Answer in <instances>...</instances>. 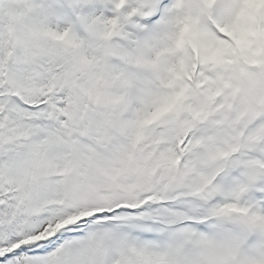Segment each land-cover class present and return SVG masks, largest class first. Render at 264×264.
Here are the masks:
<instances>
[{
    "label": "snow or ice",
    "instance_id": "snow-or-ice-1",
    "mask_svg": "<svg viewBox=\"0 0 264 264\" xmlns=\"http://www.w3.org/2000/svg\"><path fill=\"white\" fill-rule=\"evenodd\" d=\"M0 264H264V0H0Z\"/></svg>",
    "mask_w": 264,
    "mask_h": 264
}]
</instances>
